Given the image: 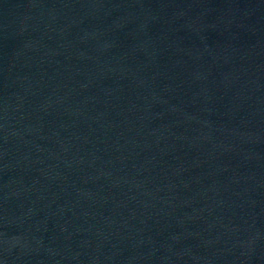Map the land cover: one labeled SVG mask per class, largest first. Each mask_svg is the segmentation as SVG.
<instances>
[{
    "label": "water",
    "instance_id": "95a60500",
    "mask_svg": "<svg viewBox=\"0 0 264 264\" xmlns=\"http://www.w3.org/2000/svg\"><path fill=\"white\" fill-rule=\"evenodd\" d=\"M0 264H264V0H0Z\"/></svg>",
    "mask_w": 264,
    "mask_h": 264
}]
</instances>
